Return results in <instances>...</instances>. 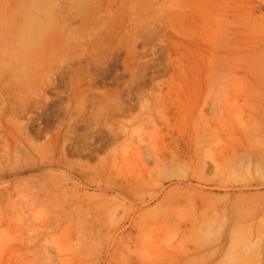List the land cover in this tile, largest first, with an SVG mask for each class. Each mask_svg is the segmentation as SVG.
<instances>
[{"label": "rangeland", "instance_id": "obj_1", "mask_svg": "<svg viewBox=\"0 0 264 264\" xmlns=\"http://www.w3.org/2000/svg\"><path fill=\"white\" fill-rule=\"evenodd\" d=\"M263 238L264 0H0V264H264Z\"/></svg>", "mask_w": 264, "mask_h": 264}, {"label": "bare ground", "instance_id": "obj_2", "mask_svg": "<svg viewBox=\"0 0 264 264\" xmlns=\"http://www.w3.org/2000/svg\"><path fill=\"white\" fill-rule=\"evenodd\" d=\"M28 90H29V89H28ZM39 103H40V102H39ZM64 103H65V102H64ZM62 105H64V104L62 103ZM28 118L32 119L31 117H28ZM30 119H28V120H30ZM63 136H65V135H63ZM115 136H116V135H115ZM62 139H63V138H62ZM64 140H65V139H64ZM58 141H59V139H58ZM58 143H59V142H58ZM50 144H51V143H50ZM62 144H63V143H62ZM64 144H67V142L64 143ZM52 145H53V142H52ZM52 145H51V146H52ZM48 146H49V145H48ZM64 146H66V145H64ZM53 147H54V146H53ZM58 149H59V148H58ZM49 150H51V148H50ZM55 150H56V149H55ZM51 151H52V150H51ZM53 151H54V149H53ZM54 152H55V151H54ZM54 152H53V153H54ZM59 152H60V151H59ZM50 162H51V161H50ZM50 162L47 161L46 163H50ZM28 165H29V164H28ZM30 165H31V164H30ZM30 165H29V166H30ZM50 166H51V165H50ZM46 167H47V166H46ZM30 169H31V168H30ZM28 170H29V169H28ZM31 170H32V169H31ZM80 170H81V169H80ZM33 171H34V170H33ZM22 174H23V173H22ZM53 177H54V176H53ZM30 180H31V179H30ZM30 180H29V181H30ZM54 182H56V181H54ZM54 182H53V183H54ZM58 182H59V181H58ZM62 182H64V181H62ZM27 183H28V182H27ZM28 184H29V183H28ZM57 184H58V183H57ZM57 184H55V185H57ZM65 184H67V183H65ZM30 185H32V184H30ZM53 185H54V184H53ZM63 186H64V185H63ZM57 187H58V185H57ZM65 187H66V186H65ZM43 189H44V188H43ZM43 189H42V190H43ZM54 189H55V188H54ZM51 190H52V189H51ZM51 190H50V192H51ZM61 190H62V189H61ZM61 190H60V191H61ZM44 191H45V189H44ZM52 192H53V191H52ZM45 193H46V191H45ZM54 193H56V191H54L53 194H54ZM57 193H58V191H57ZM61 193H62V195L65 194L63 191H62ZM42 194H43V193H42ZM80 195H82V194L80 193ZM80 195H78V196H80ZM28 196H29V195H28ZM30 197H31V196H30ZM47 197H48V196H47ZM49 197H50V196H49ZM63 197H64V196H63ZM82 197H83V196H82ZM51 198H52V197H51ZM55 198H56V196H55ZM48 199H49V198H48ZM52 199H53V198H52ZM60 199H61V198H60ZM68 199H69V198H67V201H64V202H65V203L68 202ZM78 199H79V198H78ZM81 199L84 201V199L80 197V200H81ZM33 201H34V200H33ZM61 201H62V200H61ZM61 201H60V202H61ZM31 202H32V200H31ZM55 202H56V201H55ZM77 202H78V200H77ZM53 203H54V201H53ZM69 203H70V202H69ZM69 203H68V205H69ZM78 203H79V202H78ZM78 203H77V204H78ZM11 204H13V203H11ZM33 204H34V203H33ZM45 204H46V203H45ZM61 204H63V202H62ZM66 204H67V203H66ZM17 205H18V204H17ZM19 205H20V204H19ZM19 205H18V206H19ZM24 205H26V204L24 203ZM27 205H28V204H27ZM53 205L55 206V203L52 204V206H53ZM18 206H17V207H18ZM75 206H76V205H75ZM82 206H83V205H82ZM12 207H13V206H12ZM50 207H51V206H50ZM65 207H66V205H65ZM65 207H64V208H65ZM73 207H74V206H73ZM76 207H77V206H76ZM31 208H32V207H31ZM69 208H70V207H69ZM80 208H81V207H79V209H80ZM48 209H49V207H48ZM51 209H52V207L50 208L49 211H51ZM53 209H54V208H53ZM59 209L62 210L63 208L61 207V208H59ZM65 209H66V208H65ZM67 209H68V207H67ZM76 209H77V208H76ZM82 209H83V208H82ZM70 210H71V213H73V212H72V209H70ZM77 210H78V209H77ZM77 210H76V211H77ZM23 211H24V210H23ZM27 211H29V210H27ZM49 211H48V212H49ZM56 211H57V210H56ZM56 211H55V212H56ZM68 211H69V210H68ZM82 211H83V210H82ZM66 212H67V211H66ZM78 212H79V210H78ZM13 213H14V212H13ZM57 213H58V216H59V213H60V212H57ZM69 213H70V212H69ZM71 213H70V214H71ZM81 213H83V212H80V215H81ZM49 214H50V213H49ZM49 214H48V215H49ZM54 214H56V213H54ZM61 214H62V213H61ZM64 214H66V213H64ZM75 215H76V214H75ZM49 216H50V215H49ZM49 216H48V217H49ZM55 216H56V215H55ZM55 216H54V218H55ZM64 216H65V215H64ZM69 216H71V215H69ZM111 216H112V213H111ZM46 217H47V216H46ZM44 218H45V216H44ZM59 218H60V217H59ZM59 218H58V219H59ZM63 218H65V217H63ZM66 218H67V217H66ZM71 218H72V217H71ZM71 218L69 217V219H71ZM82 218H83V217H82ZM36 219H37V218H36ZM46 219H47V218H46ZM48 219H49V218H48ZM51 219H52V218H51ZM51 219H50V220H51ZM74 219H75V216H74ZM50 220H45V222H44V229H43L42 231H40L41 233H44L43 231H47V232H48V227H47L48 225L46 226V224H48V223H49V224H52V223L49 222ZM55 220H56V219H55ZM62 220H63V219H62ZM62 220H61V221H62ZM65 220H66V219H65ZM42 221H43V220H42ZM52 221H53L54 224H55V221H54V220H52ZM57 221H58V220H57ZM57 221H56V223H57ZM72 221H73V220H72ZM58 222H59V221H58ZM66 222H68V221H66ZM70 222H71V221H70ZM42 223H43V222H42ZM42 223H41V224H42ZM61 224H62V223H61ZM66 224H67V223H66ZM68 224H69V223H68ZM68 224H67V225H68ZM71 224H72V223H71ZM33 225H34V224H33ZM57 225H58V224H57ZM69 225H70V224H69ZM75 225H76V228H75L74 236H75L76 239L79 241V240L82 238V236L84 235L83 230H82V221H81L80 218H79V219L77 218V221H76ZM35 226H36V225H35ZM31 227H32V226H31ZM31 227H30V228H31ZM39 227H40V226H39ZM42 227H43V226H42ZM65 227H66V226H65ZM65 227H64V228H65ZM73 227H74V224H73L72 228H73ZM33 229H34V228H33ZM40 229H42V228H38V230H40ZM56 229H57V228H56ZM61 229H62V228H61ZM61 229H60V230H61ZM67 229H68V228H67ZM67 229H66V230H67ZM69 229H70V228H69ZM69 229L67 230V232L70 231ZM31 230H32V229H31ZM73 230H74V229H72V231H73ZM34 231L36 232L37 230H34ZM50 231H51V230H50ZM72 231H71V232H72ZM47 232H46V233H47ZM63 232H64V231H63ZM65 232H66V231H65ZM73 232H74V231H73ZM44 234H45V233H44ZM48 234H49V233H48ZM50 234H52V233L50 232ZM67 234L70 235V232L67 233ZM33 235H36V234H33ZM39 235H40V234H39ZM52 235H53V237H54V234H52ZM63 235H65V234H63ZM68 235H66V236H68ZM228 235H229V234H227V236H224V234H223V237H229ZM36 236H37V235H36ZM36 236H35V237H36ZM46 236H48V235H46ZM46 236H45V237H46ZM45 237H44V238H45ZM61 237H64V236H61ZM51 238H52V237H51ZM71 238H73V237L71 236ZM46 239H47V238H46ZM52 239H53V238H52ZM61 239H62V238H61ZM40 240H42V239H40ZM43 240H45V239H43ZM43 240H42V241H43ZM37 241H38V240H37ZM65 241H66V242H65V243H66L65 245H67V240H65ZM68 241H69V240H68ZM35 242H36V241H35ZM40 242H41V241H40ZM51 242H53V241H51ZM61 242H62V241H61ZM262 242H263V244H264V238H263ZM42 243H43V242H42ZM81 243H82V242H81ZM38 244H39V242L36 244V246H38ZM57 244H59V243H57ZM63 244H64V243H61L60 245H63ZM77 244H78V243H77ZM58 246H59V245H58ZM79 246H80V249H81V244H80ZM83 246H84V242H83V244H82V248H83ZM262 246H263V245H262ZM60 247H61V246H60ZM63 247H64V246H63ZM63 247H62V249H63ZM58 249H59V248H58ZM62 249L60 248L59 250H61V252H62V251H63ZM71 249H72V248H71ZM40 250H41V249H40ZM59 250H58V252H59ZM72 250H73V249H72ZM52 251H53V250H52ZM54 251H55V250H54ZM54 251H53V252H54ZM73 251L75 252L76 249H74ZM46 252H47V250H46ZM50 252H51V250H50ZM55 252H56V251H55ZM63 252H65V251H63ZM43 253H44V252H42V254H43ZM75 253H76V252H75ZM75 253H73V254H75ZM77 253H79V252H77ZM60 254H62V253H60ZM60 254H59V256H60ZM69 254H70V253H69ZM69 254H68V255H69ZM71 254H72V253H71ZM44 255H45V254H44ZM57 255H58V253H57ZM65 255H66V253L63 254V256H65ZM61 256H62V255H61ZM70 256H71V255H70Z\"/></svg>", "mask_w": 264, "mask_h": 264}]
</instances>
